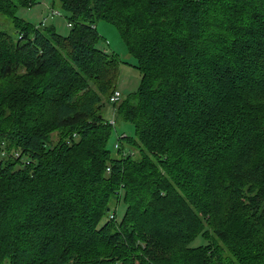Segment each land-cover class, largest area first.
Masks as SVG:
<instances>
[{
    "label": "trees",
    "instance_id": "16d2710c",
    "mask_svg": "<svg viewBox=\"0 0 264 264\" xmlns=\"http://www.w3.org/2000/svg\"><path fill=\"white\" fill-rule=\"evenodd\" d=\"M58 1L66 36L0 0V264H264V0Z\"/></svg>",
    "mask_w": 264,
    "mask_h": 264
},
{
    "label": "rangeland",
    "instance_id": "374dc122",
    "mask_svg": "<svg viewBox=\"0 0 264 264\" xmlns=\"http://www.w3.org/2000/svg\"><path fill=\"white\" fill-rule=\"evenodd\" d=\"M15 16L33 27H40L41 25L54 26L55 31L62 36H66L70 30L66 19L67 13L61 9L58 0H36V4L31 7H18ZM94 26L102 37V41L98 46L109 55H115L120 62L115 81V90H118L123 95L136 91L140 82V73L132 66L134 59L128 54L116 27L105 20L96 21ZM0 30L8 34L13 40H17L18 32L13 25L12 18L0 16ZM106 106L105 117L108 120L114 119L113 131L108 142V148L113 149L117 138L132 135L133 127L131 124L113 117L112 109L114 106L109 102H107ZM57 139V134L51 135L52 144H55ZM16 152H19V150H11L9 155L13 157ZM124 209L125 207L122 204L117 206V219H120ZM201 242V238H197L191 245L197 246Z\"/></svg>",
    "mask_w": 264,
    "mask_h": 264
},
{
    "label": "built area",
    "instance_id": "2783aa9c",
    "mask_svg": "<svg viewBox=\"0 0 264 264\" xmlns=\"http://www.w3.org/2000/svg\"><path fill=\"white\" fill-rule=\"evenodd\" d=\"M120 98H121V93L118 90H114L109 97V103L113 106L114 104H116L120 100ZM112 113H113V117H114V108L112 109ZM110 123L113 124L114 119H110ZM18 156H19L18 152L14 153V155H13V157H15V158ZM107 171H108V169H107Z\"/></svg>",
    "mask_w": 264,
    "mask_h": 264
}]
</instances>
